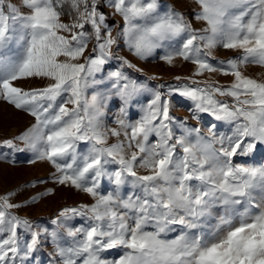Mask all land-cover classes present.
<instances>
[{
	"label": "snow or ice",
	"instance_id": "obj_1",
	"mask_svg": "<svg viewBox=\"0 0 264 264\" xmlns=\"http://www.w3.org/2000/svg\"><path fill=\"white\" fill-rule=\"evenodd\" d=\"M196 4L199 29L173 7L162 11L160 0H0V101L35 118L3 144L23 151L14 141L24 143L35 153L31 163L53 165L54 183L94 200L64 207L51 221L65 240L14 214L24 206L12 202L16 192L0 196V264H31L49 241V264H264V163L234 159L264 146V81L241 71L249 63L264 67V0ZM110 15L124 22L115 34ZM121 39L141 60L165 48V63L195 65L188 83L166 92L158 85L134 122L128 108L146 86L124 70L142 71L118 55ZM221 48L237 54L213 63ZM113 59L119 67L98 78ZM206 72L233 80L224 86L194 78ZM25 80L42 85L25 89ZM173 93L193 102V120L208 113L233 125L231 134H217L211 124L206 135L188 126V117L173 116ZM111 96L121 101L115 128L102 119ZM81 142L90 144L87 151H78ZM103 178L114 186L106 194ZM77 216L85 223H66ZM177 228L179 235L167 239ZM110 249L121 254L109 259Z\"/></svg>",
	"mask_w": 264,
	"mask_h": 264
},
{
	"label": "rangeland",
	"instance_id": "obj_2",
	"mask_svg": "<svg viewBox=\"0 0 264 264\" xmlns=\"http://www.w3.org/2000/svg\"><path fill=\"white\" fill-rule=\"evenodd\" d=\"M18 2V0H14ZM162 5V11L167 10L168 7H173L178 11L183 12L187 18L192 22L194 28L199 29L203 26V22L195 19L194 13L199 11V6L196 4V0H160ZM108 13V8L102 9ZM123 20L119 16H109V24L115 31L123 27ZM118 55L123 56L130 60L137 68L142 71L137 72L135 69H124L133 79H137L138 82L143 83L146 87L136 99L131 103L128 108L127 119L129 121H135L142 115L141 108L146 105L152 98V91L157 89L158 85H165L162 91H167L168 85H182L188 83L187 77H191L195 71V65L190 62L177 59L173 65H169L160 59V56L165 54V48L157 49L153 56L147 59L141 60L132 55L128 51L127 46L123 40H120V47L117 49ZM237 53L231 50L218 49L214 52L213 63L219 60H227ZM120 61L113 59L110 60L105 69L97 74V77H106L108 72L115 71L119 67ZM241 71L244 75L259 81H264V67L255 64H246L241 67ZM181 77L177 80L176 77ZM154 77V78H153ZM201 81L208 80L209 82L218 81L219 84L228 86L233 77L221 75L220 73H205L203 76L194 77ZM25 89L39 87L42 85L38 80H25L19 82ZM114 91V90H112ZM94 88L90 87L86 89L85 96L90 99L93 95ZM218 99H228L231 102L230 97H217ZM170 101V112L173 116L184 118L188 117L187 124L190 127H200L202 132L207 135V129L211 124H215V131L217 134L224 133L225 135L231 134L233 125L226 121H217L208 113H200L201 119L199 121L191 118V109L194 107L193 102L179 93H173L168 97ZM121 101L118 96H111L104 109L103 122L107 128L117 127V118L120 116ZM35 123V118L29 115L27 112L18 110L14 106L9 105L4 101H0V196H4L10 192H16V195L11 198L13 203L24 205L19 210H13L14 214L28 218L35 223L48 229V232L57 231L64 236L65 240L70 238L66 237L64 230L58 228L57 225H53L51 221L56 218L59 211L64 207H78L80 204L94 203L92 197L83 192H79L74 188L68 186H61L53 182L52 176L56 171L53 165L48 161H37L31 163L30 161L35 158V153L30 148H27L24 143L14 141L19 148L23 151H14L3 144V141L8 139H14V137L20 135L26 131ZM176 135H180V129H175ZM155 137H150V140H154ZM115 137H110L109 142H115ZM90 144L81 142L78 151L85 152ZM236 162L244 163H264V146L258 147L248 157L234 158ZM115 168V165L111 166ZM43 181V182H41ZM114 186L110 184L107 178L101 180L100 191L106 194L112 190ZM48 189L53 191L49 195H41L46 193ZM130 190L129 186L122 188V193L127 194ZM40 197L34 204L29 203L25 205V201H30L32 197ZM83 217H74L69 221H66L70 226H79L85 223ZM151 230V229H149ZM22 241L28 238V234L23 230H20ZM179 235V228L176 231L170 232L167 235V239H173ZM53 251V245L46 242L38 252L34 253L31 258V264H49L52 259L50 253ZM121 254L120 249H110L104 253L109 259L118 258Z\"/></svg>",
	"mask_w": 264,
	"mask_h": 264
}]
</instances>
